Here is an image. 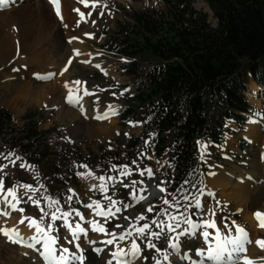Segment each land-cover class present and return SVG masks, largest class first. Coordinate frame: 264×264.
<instances>
[{
  "label": "rangeland",
  "instance_id": "374dc122",
  "mask_svg": "<svg viewBox=\"0 0 264 264\" xmlns=\"http://www.w3.org/2000/svg\"><path fill=\"white\" fill-rule=\"evenodd\" d=\"M41 1L24 0L18 3L17 7L14 6L10 10L0 12L1 18L4 16L3 13L12 14L20 6L30 7L33 9L34 15L30 19L35 28L41 32L38 35V39L32 44L34 45L33 47L30 46L31 48H26L24 51L16 46L14 54H10L8 61L0 65V106L14 116L15 128L23 125L21 119L25 115L31 114L35 116L34 120H36L38 130L46 132L39 146L41 149H47L53 153L54 156L49 160H52L56 166L55 179L58 182L47 181L49 177L43 176V174H46L45 171L38 170L32 166L28 160L17 154L15 149L6 151L8 146L5 144L3 146L4 151L0 153V181H3L5 189L4 193H0V213L9 212L10 215H7L9 219L14 217L17 219L16 216H18L20 218L32 217L37 221H39L42 214H46L45 221L50 222L53 212H56L58 217L61 216L62 212H69V220L73 224L78 222L82 226L86 225L85 227H89L90 224L88 222L94 220L103 224L109 232H115L117 235L121 234L122 229L117 228L116 225L125 226L123 231L131 233L132 237L127 242L116 241L114 248H122L127 252L131 248V242L135 240L140 245L142 252L141 258L133 260V264H156L157 261H159V264H163L169 244L173 240V235H179V239L184 245V252L192 257L185 263L182 260L183 254L180 256L176 255L177 257L173 255L176 258V262L189 264L197 260L200 261L202 257H196L197 250L204 248V245L202 246L201 241L198 239L200 236L197 238L184 235L183 231L188 225L183 223L179 228L175 229L174 233L168 232L165 228L167 223H174L169 220V214H176L175 205L173 204V207H169V204L164 203V199H167L164 196L165 191L160 193L153 189L164 188L159 174L166 165L165 161L156 160L148 150L146 143L136 149L135 158L132 162L133 171L128 167L129 164L126 162V143L130 138L141 135L142 126L138 123L129 122L123 127L119 123L118 115L123 108L120 97L127 89H118V87H127L129 84L121 76L120 60L107 52L104 46L105 40L115 33L120 24L130 23L129 15L131 13L152 7L160 9L162 7L160 0H99L95 9H89L93 11V15L91 20L84 24V27L82 24H76L77 27H75L73 23L63 24L62 21L57 22L52 14L53 11L39 4ZM63 2L66 5L69 4L67 8H69L72 16L75 11H71V9L82 8V3L79 0H62V4ZM9 3L6 5H9ZM105 4L107 7H104ZM193 6L195 9L208 14L209 22L212 25L215 24L205 0H193ZM44 7L45 10L43 9ZM102 10L103 14H101ZM13 16L16 18L10 17L7 22L8 24H13V27L19 30L23 22L20 17ZM3 25L0 20V27ZM73 37L76 39H72ZM68 39H72V42H79L68 44ZM76 46L81 54L75 55L77 53L73 50ZM37 50L41 51V53H37ZM89 55L96 58L100 63V67L96 60L89 58ZM72 56H78V58H72ZM69 61L68 72L59 75L62 65ZM81 62L85 63L87 67ZM96 67L100 69H95ZM21 72L25 73L20 74ZM30 72L33 75L28 76ZM7 74L14 77H16L15 74H20L17 77H20L21 80H25L35 87L43 88V90L52 88L51 95L45 97L46 101L30 100V98L26 97V100H14L15 102L11 106H4L3 103L5 101L11 100L7 91L2 87L5 84L2 77ZM38 75L42 77L40 80L33 78ZM77 81L80 83H74ZM110 83H115L117 86L113 87ZM66 84L67 87L65 86ZM252 87L253 85L248 91H251ZM70 95L71 102H69ZM254 100L250 101V103L257 106L258 101ZM105 116H108V118L105 119ZM262 143L260 142V144ZM227 148H230V144ZM215 149L211 144H207L206 149L204 148L201 152L202 159L200 160L199 170L204 175L210 169L228 168L231 162H235V158L224 156ZM252 153L255 156L257 152L254 150ZM88 155H90L91 159L87 158L86 163H77L75 160L77 156L88 157ZM99 155L106 156L109 162L100 165L97 161L92 160V156L98 158ZM227 159L230 161L227 162ZM249 162L251 163V161ZM249 162L246 163V171L249 169ZM256 165L257 163L255 164L254 173L259 178L263 167L261 169L258 165L256 169ZM149 169L152 172L151 176L148 175ZM230 169L232 168L228 170L221 169L217 173L229 171ZM124 172L127 174L121 175ZM249 172L246 174L248 175ZM100 177L105 179L102 181ZM134 181L135 183H133ZM144 182H150L148 186H151V189L157 193L156 198L158 200L156 198L155 200L152 199L153 201L150 200L152 202L149 201V204L141 201L143 204L140 205L139 198L143 197L142 188L146 185ZM151 183H153L154 187ZM101 184L107 186L106 191L101 190ZM26 185L31 187H26ZM8 188H15L18 200L14 201V203H20V209H23L22 213L18 210L14 211L9 204L5 207L8 212L3 210V205L6 203L1 199L7 194L6 189ZM205 189V182H203L202 190ZM244 190L247 193L245 194V202L242 207L234 203L233 200L225 201L219 194L221 201L225 204L231 202V204L224 206L219 200H213L212 204L215 208L218 207V210L215 212V216L211 218L215 220L217 226L224 227L223 223L235 222L249 229L251 236L248 234V238L251 243L245 245L247 250L242 255L248 256V259L253 258L255 264L264 263V247L256 243L257 240L264 241V232L256 231V222L253 218L255 216H252L257 211L264 213V182L259 183L254 178L253 182H249ZM222 194L226 195V193ZM198 200L203 205L204 214L202 217L193 215L192 219H210L208 211H206L207 198L200 197ZM52 201L57 203H52ZM93 201H99L105 211H113L115 207L121 208L123 216L113 217L109 220L95 219L98 215L93 209L86 207ZM110 201H115V204ZM149 207H152V211L148 210ZM165 209L168 210L167 213L164 211ZM76 211L85 216L83 221L76 216ZM189 211L195 212V207L189 209ZM14 214L15 216L12 217ZM235 215H238L239 218L234 219L233 216ZM140 217H143V219H140ZM9 219L7 221H10ZM153 221L159 223L160 226L158 227L157 223H153ZM144 223L149 224V229L145 230L146 233L160 232V238L151 235L138 236L135 229L142 227ZM62 225V219H57L54 222V228L58 227L60 234L63 236L66 231ZM7 226L5 223L3 227ZM222 232L224 233V230ZM89 233L91 236L88 238L96 240V235H92L91 233L93 232ZM99 235L103 238L98 236L97 241L110 238L103 234ZM148 240H151L156 247L148 248ZM7 241L9 242L5 236L2 237L0 235V264H41L36 251L23 250L18 244L7 243ZM97 245L103 251L99 254L93 253V255L90 254L92 246L86 245V251L89 254L85 256L87 259L85 258L84 264H107L106 261L108 259L102 262L104 249L108 253L113 246ZM255 245L258 247L257 249L253 247ZM156 249H159V251ZM250 249L254 250L250 251ZM114 250L112 251L114 252ZM205 264H211V262L206 261Z\"/></svg>",
  "mask_w": 264,
  "mask_h": 264
},
{
  "label": "trees",
  "instance_id": "16d2710c",
  "mask_svg": "<svg viewBox=\"0 0 264 264\" xmlns=\"http://www.w3.org/2000/svg\"><path fill=\"white\" fill-rule=\"evenodd\" d=\"M161 1V9L132 13L106 48L126 61L123 76L131 83L120 122L143 124L142 139L151 140L157 158L170 162L162 176L167 191L183 205L201 185L199 149L205 143L223 146L227 121L244 123L248 77L264 84V0H205L215 27L192 0ZM34 117L25 115L23 126L15 128L12 114L0 108V143L12 144L39 166L52 154L39 146L44 133ZM142 139L128 142L129 158ZM45 164L54 174V165Z\"/></svg>",
  "mask_w": 264,
  "mask_h": 264
},
{
  "label": "snow or ice",
  "instance_id": "6c2138e0",
  "mask_svg": "<svg viewBox=\"0 0 264 264\" xmlns=\"http://www.w3.org/2000/svg\"><path fill=\"white\" fill-rule=\"evenodd\" d=\"M50 2L56 7L57 16H60L59 11V0H50ZM80 3L84 4L85 7L88 6V4L91 2L93 8H95L96 3L99 2V0H79ZM5 3V0H0V6H2ZM104 7H107L105 4ZM74 11H77L81 17V19H84L85 14L81 12L79 9H74ZM103 14V10L101 12ZM88 15H91V12L88 13ZM61 19L63 17L61 16ZM79 23V21L77 22ZM95 23V21H93ZM67 26V25H65ZM86 35H90L88 33H85ZM72 39H76L73 37ZM77 54H79L78 50H74ZM74 83H80L79 81ZM67 87V84L65 85ZM71 92V90H70ZM87 94V92H85ZM69 102H71V95L69 96ZM206 149V145L203 146ZM23 166V165H22ZM86 167V166H84ZM127 173H121V175H126ZM148 175L151 176L152 172L149 169ZM100 179L103 181L105 178L100 177ZM135 183V181L133 182ZM26 187H31L30 185H26ZM106 185L101 184L100 188L101 190L106 191ZM161 192H164V188H160ZM5 189L3 186V181H0V193H4ZM7 195L4 196V203L9 204L10 207L14 211H20L23 212V209H17L16 204L13 203V201L18 200V197L15 192V188H8L6 189ZM8 197H11V201L8 199ZM71 199V197H69ZM110 199V198H109ZM184 200H187L188 197H183ZM112 204H115V201H110ZM38 203V202H37ZM52 203H57L56 201H52ZM165 204H169V207H173V204H170L169 200L164 199ZM176 209V214H169V220L174 223H167L165 225V228L168 232H174L176 228H179L180 225L186 224L188 225L187 228L184 229L183 234L184 235H197L201 236L204 241L207 244L206 249H199L197 250V255L202 257L200 261H194L192 264H205V262H211V264H238V261H243L244 264H254L253 261L249 260L246 256L242 255L246 252L245 245L248 243H251V241L248 238V233L246 230L239 225H236L235 232L237 235L232 236L230 233L232 232V228L225 224L224 227L228 229V233H223L221 229L217 226L215 223V220L211 217L215 216V212L211 209L207 210L208 214L210 216V219L204 220V219H196L193 220L192 216L196 215L199 217H202L204 214L203 205L200 200L195 201V212L189 211V209L192 207L190 204L184 205V212H180L179 208V202H173ZM93 205H95V208H93ZM87 208L93 209V211L96 213V215H99L101 217H104L106 220L108 217L112 215V212L105 211L99 201H93L91 204L86 205ZM149 211H152V207H149ZM59 211V209H57ZM116 211H119V209H116ZM166 213L168 212L167 209L164 210ZM76 216L80 217V220L83 221L85 219V216L82 215L79 211H76ZM0 215H9L8 213H2ZM45 215L42 214L39 221H37L35 218L32 217H23L21 218L18 223L23 224L24 220L27 219L29 223L27 224V227L30 229H35V234L30 236L28 240H25V238L20 234V231L17 227L13 228H6L3 226H0V234H3L6 236V238L11 243L20 244L22 247H27L32 249L33 251H36L40 258L43 260V264H84L85 260V253L84 249L81 246V239H83L86 243L91 245V251L99 254L103 251L101 247L96 246L97 244H104V245H113L117 239L120 241H123L127 235H131V233H127L123 231V228L125 226L122 225H116L117 228H121L122 232L121 234L117 235L115 232H109L107 228L96 221H89L88 223L91 226V231L103 234L106 237H110L105 240H91L88 238V229H86L84 226H82L80 223L73 224L69 220L70 213L69 212H62L61 216L58 217L56 215V212H53L51 214V221L46 222L45 221ZM255 217L257 218L259 223V227L264 228V213H261L257 211L254 213ZM57 219L63 220V227L66 231L65 235L60 234V229L58 227L54 228V222ZM127 219V217H125ZM140 219H143V217H140ZM153 223H157L156 221H153ZM235 223V222H233ZM157 226L159 227V223H157ZM149 229V224L144 223L142 227H138L135 229L136 233L140 237H145L146 235H151L156 238H160L161 233L160 232H150L146 233L145 230ZM208 229L214 230V236L212 233L208 231ZM164 231V229H162ZM210 236L212 239L210 240ZM256 243L264 247V241L257 240ZM65 245H71L72 247H67ZM39 246V247H38ZM169 246L176 250L179 248V242H171ZM147 247L148 248H155L156 245L151 242V240L147 241ZM159 251V249H156ZM141 252L142 249L139 244L136 243L135 240L131 242V248L125 252L122 248H117L116 251L111 252L110 256L112 259L115 260V264H130V261L128 259H124V257H127L130 255L132 260H136L141 258ZM185 259H191L190 257H184ZM112 259L107 261V264H112ZM146 259V258H144ZM165 259H168V255H165ZM156 264H159V261L156 262ZM170 264H175V261H171Z\"/></svg>",
  "mask_w": 264,
  "mask_h": 264
},
{
  "label": "bare ground",
  "instance_id": "6f19581e",
  "mask_svg": "<svg viewBox=\"0 0 264 264\" xmlns=\"http://www.w3.org/2000/svg\"><path fill=\"white\" fill-rule=\"evenodd\" d=\"M12 1L13 0H5V3L3 5H6L7 3L12 2ZM45 1L49 2L48 0H45ZM59 2H60L59 3V11H60L59 19H60V21H62L63 24H66V23L75 24V20L77 21V17H76V15L72 16L70 14V10H69V8H67V6H69L68 2H67L68 5H66L63 2V4H62V7L64 5L63 8L61 7V0H59ZM45 3L42 0L39 4L44 5L50 11H53V10L56 11V7L54 5L50 6V5H48L46 3L48 5L47 6ZM45 7L43 8L44 10H45ZM12 14L16 15L18 18L20 17L22 22H23V25L20 26L19 30L15 29L13 27V24L11 25V23L8 24V22H7V20H10L9 19L10 17L11 18H16ZM12 14L3 13L4 16H2L0 18L1 24H4L3 26L0 27V65L6 63L8 61V59L10 57V54H12V53L14 54L16 46H18L19 48L23 49L24 51H25L26 48L33 47L34 45H32V44H34V41L38 39V35L41 34V32L35 28V26L33 25L32 21L30 19V18H32L34 16L32 8L25 7V6H20L14 13L12 12ZM61 16L63 17V19H61ZM77 46L75 47L74 50H77V48H78ZM21 53H23V52H21ZM37 53H41V51L40 52L38 51ZM23 73H25V72H21L20 74H23ZM20 74H15L16 77H14L13 75H10V74L4 75L2 77V80L5 83L2 87L7 91V93L10 96V99H11L10 101H5L3 103V105L4 106L7 105V107L11 106L15 102L14 100L20 101L22 99L24 100L26 97L30 98V100L31 99H33V100L37 99L40 102L41 101H46L45 97L47 95H51V89L52 88L51 89L50 88L49 89L46 88V89L43 90V88L35 87L32 84L26 82L25 80H21L20 77H17V75H20ZM31 75H33L32 72H30L28 74V76H31ZM250 87H251V85L249 86V88ZM255 90H256L257 93L255 92ZM255 90H254V85H253L251 91H248V93H247V99H248L249 103H250V101H252L254 99H255L254 101H259L260 98L262 100L264 99V95L263 94L258 99L259 92H258V89L256 88V86H255ZM6 102H7V104H6ZM252 105L255 106L254 104H252ZM252 123H253L252 125L246 127L247 132L243 135V138H245L251 144L260 143V142H262L263 137L259 133L258 124L255 121H253ZM252 140H253V142H252ZM256 163H257V161L255 163L251 164V166H253V167L250 166V168H251V171L249 170L250 172L247 171V172H249V174H248L249 176L246 174L247 172H242V171H240L238 169H233V170H230V171H225L223 173H219V174H223V175L216 174V176L215 175L210 176L206 180V186L208 187V192L205 195L210 197V194H211V196L212 195H218L219 196V194H220L225 201L233 200L234 203H237V205H239L240 207L244 206V202H245V198L244 197H245V194L247 193V191H245L244 188L250 182L251 179H254V178L257 179V177H258L254 173L255 164ZM257 166H258V163L256 165V169H257ZM228 172H229V174H228ZM263 174L264 173H263V170H262V173H261L260 176L262 177ZM247 177H250V178H247ZM149 183L150 182L145 183L146 185H144L143 188H142L143 197H141L140 200H139L140 205L143 204V203L149 204L150 202L153 201L152 199L155 200V198L157 197V193L154 192L151 189V186H148ZM151 184L153 185V183H151ZM153 187H154V185H153ZM153 189H155L156 191H159L161 193L160 189H156V188H153ZM222 193H226V195H223ZM150 200H152V201H150ZM141 201L143 203H141ZM3 206H5V205H3ZM4 213H6V212H4ZM0 214H2V213H0ZM253 218L255 219V220L254 219L253 220L256 222V226H255L256 231L259 230L260 232L261 231L264 232V228L258 226L260 221H258L256 217H253ZM8 219L9 218L7 217V215H0V226H4V224L6 223L8 225L6 228H13L14 226L17 227L19 229V231H20V234L25 238V240H28V238L30 236L35 234V229L34 228L30 229L29 227H27L26 220H25V223L20 225V223H18L15 218L9 219L10 221H7ZM0 235L2 237L5 236L3 234H0ZM194 236H196V235H194ZM197 236H199V235H197ZM5 238H6V236H5ZM199 239L201 241H203V243L205 245L204 249H206L207 248V244L204 241V239L201 236H200ZM6 240H8V239L6 238ZM7 243H9V242L7 241ZM19 247L21 249H23V250H26V251L30 250V248L22 247L20 244H19ZM253 247L255 249L258 248L257 245H255ZM251 250L252 249H250V251ZM108 254L109 253L105 252V249H104L103 261L102 262H105V260H107L108 257H111V256H108ZM37 255H38V253H37ZM173 255L174 256L177 255L174 250L172 252L170 251V253L168 254L169 261L170 262L171 261H175V264L176 263L180 264L179 262H176V258ZM38 258H40V257H38ZM197 258H199V257H197ZM124 259H128L129 261H132L130 255L127 256V257H124ZM107 261H106V263H107ZM197 261H199V260H197ZM74 264H75V262H74Z\"/></svg>",
  "mask_w": 264,
  "mask_h": 264
},
{
  "label": "crops",
  "instance_id": "0c3cea01",
  "mask_svg": "<svg viewBox=\"0 0 264 264\" xmlns=\"http://www.w3.org/2000/svg\"><path fill=\"white\" fill-rule=\"evenodd\" d=\"M230 128H231V129H235V127H231V126H230ZM240 140H241V138H238V137H237L235 140H233L232 138H230V139H228L227 144H228V143H230V144H231V143H235L234 146H238V145L241 143ZM230 148H231V150H234V147H232V144L230 145ZM215 176H216V175H215Z\"/></svg>",
  "mask_w": 264,
  "mask_h": 264
}]
</instances>
